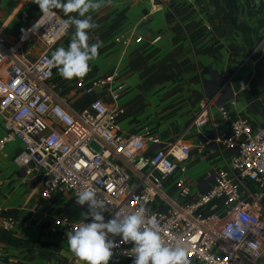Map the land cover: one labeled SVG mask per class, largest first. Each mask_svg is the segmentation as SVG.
<instances>
[{"label": "built area", "instance_id": "1", "mask_svg": "<svg viewBox=\"0 0 264 264\" xmlns=\"http://www.w3.org/2000/svg\"><path fill=\"white\" fill-rule=\"evenodd\" d=\"M54 12L40 14L24 29V38L21 34L7 49L0 32V114L5 128L0 155L7 144L19 141L22 151L14 163L28 175L35 173L43 199L71 196L76 200L77 192L89 185L107 206L106 220L114 212L127 214L137 207L138 198L146 197L148 215L156 218L165 244L183 241L189 263L264 264V125L254 127L219 106L222 121L229 126L221 130L210 113L216 104L211 98L181 135L167 144L148 127L127 135L120 123L125 110L119 105L126 85L113 86L115 75L91 84L78 81L76 88L89 101L78 111L69 110L51 83L56 68L45 67L51 51L70 28L61 33L59 24L65 18ZM30 39L42 48L33 60L22 48V42ZM159 41L157 37L151 44ZM135 42H144L143 36H137ZM209 125H213L212 135L203 136L201 131ZM193 129L199 135L195 145L185 141ZM213 143L227 154L224 169L208 172L204 191L194 194L185 177L191 152L195 148L202 153ZM81 208L86 211L87 205ZM47 218L41 214L37 225ZM77 223L62 218L52 230L60 227L66 233ZM16 224L0 209L1 230L12 231ZM131 247V242L121 244L113 255L131 261L124 254ZM4 256L0 251V259Z\"/></svg>", "mask_w": 264, "mask_h": 264}, {"label": "crops", "instance_id": "2", "mask_svg": "<svg viewBox=\"0 0 264 264\" xmlns=\"http://www.w3.org/2000/svg\"><path fill=\"white\" fill-rule=\"evenodd\" d=\"M12 2L13 13L8 11V2L0 0V23L4 28L19 22L18 14L24 10L28 26L41 14L32 0L19 6ZM58 13L66 19L61 10ZM88 15L96 25L88 30V43L101 42L97 56L89 61L83 77L66 80L55 70L51 80L55 93L69 110L78 111L89 101L76 88L78 81L91 84L115 75L113 86L126 85L119 105L125 110L120 123L127 135L148 127L163 145L167 144L181 135L211 98L216 104L210 113L221 130L229 126L222 121L219 106L231 116L247 119L254 127L264 125V0H104ZM7 29L0 30L9 35L3 45L6 49L19 40ZM73 31L70 26L53 50L66 48ZM137 36H143L144 42L137 44ZM157 37L160 41L151 44ZM117 39L130 44L118 43ZM22 45L30 60L42 53L36 42ZM231 76L234 78L225 88L218 86ZM105 101L111 104L108 97ZM213 125L201 131L203 136L212 135ZM4 135V117L0 114V139ZM198 139L195 129L185 137L192 145ZM21 151L22 144L17 141L7 144L0 155V209L17 223L12 231L0 229V251L5 254L0 264H81L69 251L65 232L60 227L56 231L52 228L62 218L79 222L84 210L71 196L43 199L35 173L28 175L14 163ZM226 156L215 143L202 153L192 150L185 177L194 194L204 191L208 172L224 169ZM41 214L48 218L38 226ZM109 264L131 261L113 255Z\"/></svg>", "mask_w": 264, "mask_h": 264}, {"label": "clouds", "instance_id": "3", "mask_svg": "<svg viewBox=\"0 0 264 264\" xmlns=\"http://www.w3.org/2000/svg\"><path fill=\"white\" fill-rule=\"evenodd\" d=\"M42 16L55 15L61 10L66 19L59 24L64 33L71 26L73 33L68 46L56 47L45 61L48 70L56 68L57 74L66 80L83 77L89 70V61L97 56L101 42L89 44L88 30L96 27L91 11L99 9L104 0H32ZM75 14V15H73ZM22 30V39L24 38ZM243 88L244 86L241 85ZM76 204L87 205L81 212V220L65 233L69 251L81 264H109L113 250L131 242L124 252L131 257V264H189L188 246L181 240L165 244L161 228L154 216L148 215L145 198L137 199V207L127 214L114 212L105 219L106 204L89 185L76 194ZM119 237V240L113 239Z\"/></svg>", "mask_w": 264, "mask_h": 264}, {"label": "rangeland", "instance_id": "4", "mask_svg": "<svg viewBox=\"0 0 264 264\" xmlns=\"http://www.w3.org/2000/svg\"><path fill=\"white\" fill-rule=\"evenodd\" d=\"M1 1H2V0H1ZM6 1L8 2V3H7L8 9H9L8 11L13 13V10H14V3L12 2V0H6ZM14 1H15V3H16L17 5H18V4L20 5V4L25 3L27 0H14ZM26 4H27V3H26ZM26 4H25V5H26ZM19 5H18V6H19ZM24 9H25V7H24ZM24 13H25V10L22 11L20 14H24ZM20 14H18V15H20ZM7 21H8V19H7ZM17 23H18V22H17ZM17 23H16V24H17ZM16 24H13L12 27H11V24H10V25H8L7 27L4 28V27H3L4 24L0 23V25L2 26V27H0V30L5 31V29H7V28L12 29V28L15 27ZM26 25H27V24H26ZM26 25H25V23H24V27L27 29V28H28V25H27V26H26ZM2 34H3L4 38L6 39V36H7L8 34H7V33H4V32H3ZM8 36H9V35H8ZM11 36H13V35H11ZM15 37H16V36H15ZM18 37H20V36H18ZM18 37H17V38H18ZM29 41L34 42V41L31 40V39H30ZM121 105H122V104H121ZM167 121H168V120H167Z\"/></svg>", "mask_w": 264, "mask_h": 264}, {"label": "trees", "instance_id": "5", "mask_svg": "<svg viewBox=\"0 0 264 264\" xmlns=\"http://www.w3.org/2000/svg\"><path fill=\"white\" fill-rule=\"evenodd\" d=\"M54 11L59 12V10H54ZM18 19H19L18 24L12 30L7 29V32H11L12 34H14L16 36V39L18 36L22 34V30L26 29L24 27V23L28 19V16L24 14H20Z\"/></svg>", "mask_w": 264, "mask_h": 264}, {"label": "water", "instance_id": "6", "mask_svg": "<svg viewBox=\"0 0 264 264\" xmlns=\"http://www.w3.org/2000/svg\"><path fill=\"white\" fill-rule=\"evenodd\" d=\"M228 82V79H225L223 82L219 83L218 86L222 87Z\"/></svg>", "mask_w": 264, "mask_h": 264}]
</instances>
